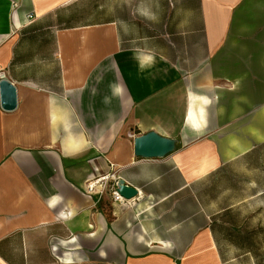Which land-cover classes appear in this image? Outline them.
Instances as JSON below:
<instances>
[{
    "label": "crops",
    "instance_id": "0c3cea01",
    "mask_svg": "<svg viewBox=\"0 0 264 264\" xmlns=\"http://www.w3.org/2000/svg\"><path fill=\"white\" fill-rule=\"evenodd\" d=\"M3 74L0 264H264V0H0Z\"/></svg>",
    "mask_w": 264,
    "mask_h": 264
},
{
    "label": "water",
    "instance_id": "95a60500",
    "mask_svg": "<svg viewBox=\"0 0 264 264\" xmlns=\"http://www.w3.org/2000/svg\"><path fill=\"white\" fill-rule=\"evenodd\" d=\"M0 99L2 108L7 111L16 109L18 105L17 86L6 77L0 79ZM178 143L177 138L150 130L134 137V152L138 157L161 158L174 152ZM115 184L117 190L128 199L139 195V190L123 178H118Z\"/></svg>",
    "mask_w": 264,
    "mask_h": 264
},
{
    "label": "built area",
    "instance_id": "2783aa9c",
    "mask_svg": "<svg viewBox=\"0 0 264 264\" xmlns=\"http://www.w3.org/2000/svg\"><path fill=\"white\" fill-rule=\"evenodd\" d=\"M5 77V75H1V78ZM117 178L115 174L108 173L99 176L98 178L87 182L85 187V192L88 194H97L102 197L105 194L109 195V199L114 206H122V207H131L135 205V198L128 199L124 197L116 188Z\"/></svg>",
    "mask_w": 264,
    "mask_h": 264
},
{
    "label": "trees",
    "instance_id": "16d2710c",
    "mask_svg": "<svg viewBox=\"0 0 264 264\" xmlns=\"http://www.w3.org/2000/svg\"><path fill=\"white\" fill-rule=\"evenodd\" d=\"M179 147H180V144L177 145V148H179Z\"/></svg>",
    "mask_w": 264,
    "mask_h": 264
}]
</instances>
